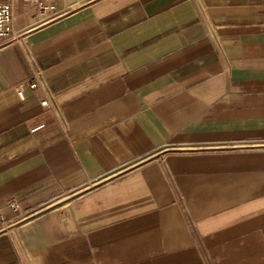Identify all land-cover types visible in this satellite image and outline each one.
<instances>
[{"label":"crops","instance_id":"obj_1","mask_svg":"<svg viewBox=\"0 0 264 264\" xmlns=\"http://www.w3.org/2000/svg\"><path fill=\"white\" fill-rule=\"evenodd\" d=\"M46 1L0 47V264H264V0Z\"/></svg>","mask_w":264,"mask_h":264},{"label":"built area","instance_id":"obj_2","mask_svg":"<svg viewBox=\"0 0 264 264\" xmlns=\"http://www.w3.org/2000/svg\"><path fill=\"white\" fill-rule=\"evenodd\" d=\"M14 1L15 0H0V47L4 44H7L13 40L21 43L19 40V34L16 33L13 29V18H14ZM27 2L35 3L38 6V9L45 11L47 8H52L46 0H25ZM211 34L214 33L213 27H209ZM26 46H24L25 48ZM28 62L31 67V74L27 79L19 83L18 96L20 99L25 98L23 91V85H27L31 89H35L40 93L39 102L41 106L51 109L55 114L64 122V117L62 115L61 107L56 99L55 93L49 88L46 80V76L43 73V70L37 65L33 55L30 51L25 48ZM13 209L18 208L16 202L10 203Z\"/></svg>","mask_w":264,"mask_h":264}]
</instances>
